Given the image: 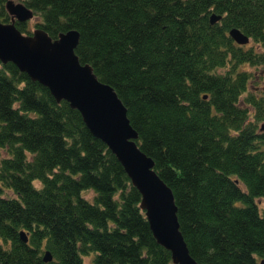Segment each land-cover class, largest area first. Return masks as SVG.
I'll return each instance as SVG.
<instances>
[{"label": "trees", "instance_id": "16d2710c", "mask_svg": "<svg viewBox=\"0 0 264 264\" xmlns=\"http://www.w3.org/2000/svg\"><path fill=\"white\" fill-rule=\"evenodd\" d=\"M6 1L1 22L11 21ZM18 1L52 39L79 33V61L125 106L138 146L173 193L192 258L258 264L264 96L248 91L246 66L261 67L264 77V0ZM211 13L220 19L210 23ZM231 28L261 50L236 44ZM139 203L80 113L0 62V264H86V256L88 264H173Z\"/></svg>", "mask_w": 264, "mask_h": 264}, {"label": "water", "instance_id": "95a60500", "mask_svg": "<svg viewBox=\"0 0 264 264\" xmlns=\"http://www.w3.org/2000/svg\"><path fill=\"white\" fill-rule=\"evenodd\" d=\"M5 9L10 22L0 21V62L13 63L32 80L46 87L56 102L65 100L76 109L88 131L101 140L121 164L130 183L140 194L144 211L155 240L166 248L173 264H198L188 252L179 229L176 205L171 189L154 169L153 160L138 146L137 133L127 117L126 108L111 86L101 82L88 64L75 53L79 33L70 29L52 39L42 29L22 33L14 24L33 18L32 9L23 2L7 0ZM211 13L210 23L220 19ZM228 35L237 44H246L248 36L236 28ZM23 242L26 234L20 231ZM45 250L44 261L51 260ZM258 264H264V258Z\"/></svg>", "mask_w": 264, "mask_h": 264}, {"label": "rangeland", "instance_id": "374dc122", "mask_svg": "<svg viewBox=\"0 0 264 264\" xmlns=\"http://www.w3.org/2000/svg\"><path fill=\"white\" fill-rule=\"evenodd\" d=\"M14 2H17L18 0H13ZM38 17L34 16L33 18L29 19L27 22H25L26 28L31 32L35 28V23L37 22ZM248 46H253L257 50H261L256 43L250 39L248 43H246ZM246 68L251 72L252 77L250 79V83L248 85V91L250 93L264 96V77L262 75L261 67L258 66H246ZM251 112L252 109L250 108ZM264 125V123H262ZM261 126L260 129L264 130V126ZM37 183V182H36ZM85 193V192H84ZM5 195H11V192H5ZM85 196L90 200L92 199L93 192H87ZM90 261V257L86 256L84 257V262L88 264Z\"/></svg>", "mask_w": 264, "mask_h": 264}]
</instances>
